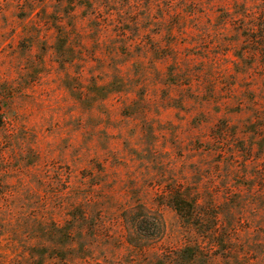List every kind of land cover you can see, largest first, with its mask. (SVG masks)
<instances>
[{
    "label": "rangeland",
    "instance_id": "obj_1",
    "mask_svg": "<svg viewBox=\"0 0 264 264\" xmlns=\"http://www.w3.org/2000/svg\"><path fill=\"white\" fill-rule=\"evenodd\" d=\"M0 107V264H264V0H0Z\"/></svg>",
    "mask_w": 264,
    "mask_h": 264
},
{
    "label": "trees",
    "instance_id": "obj_2",
    "mask_svg": "<svg viewBox=\"0 0 264 264\" xmlns=\"http://www.w3.org/2000/svg\"><path fill=\"white\" fill-rule=\"evenodd\" d=\"M5 117L2 114V109L0 107V128L4 126ZM169 206L174 210V212L183 220L193 221L198 214L193 203L186 201L185 199L175 196L169 203ZM131 226L133 228L135 239L139 241H151L155 240L162 230L161 221L155 216L144 212L143 209L138 207L133 214L131 219ZM133 244V243H132ZM135 246V245H134ZM186 259L182 260L179 264H192L193 260H196L195 255L192 251L184 252ZM39 260L37 264H42V254L39 255Z\"/></svg>",
    "mask_w": 264,
    "mask_h": 264
}]
</instances>
